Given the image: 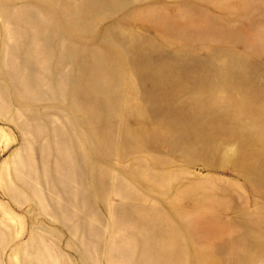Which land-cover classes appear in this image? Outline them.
Segmentation results:
<instances>
[{"label":"rangeland","instance_id":"rangeland-1","mask_svg":"<svg viewBox=\"0 0 264 264\" xmlns=\"http://www.w3.org/2000/svg\"><path fill=\"white\" fill-rule=\"evenodd\" d=\"M0 264H264V0H0Z\"/></svg>","mask_w":264,"mask_h":264},{"label":"bare ground","instance_id":"bare-ground-1","mask_svg":"<svg viewBox=\"0 0 264 264\" xmlns=\"http://www.w3.org/2000/svg\"><path fill=\"white\" fill-rule=\"evenodd\" d=\"M140 60H141V59H140ZM140 60H139V61H140ZM163 63H164V62H163ZM193 65H194V64H193ZM198 66H199V65H198ZM198 66H197V67H198ZM191 67H192V65H191ZM197 67H196V68H197ZM180 69L182 70V68H180ZM199 69H200V68H199ZM185 70H187V69H185ZM185 70H184V71H185ZM197 70H198V69H197ZM184 71H183V72H184ZM187 71H188V70H187ZM200 71H201V70H200ZM193 73H194V72H193ZM185 74H186V73H185ZM189 76H191V75H189ZM194 78H195V77H194ZM196 78H197V77H196ZM198 79H199V78H198ZM208 79H209V78H208ZM200 81H201V80H200ZM209 81H210V80H209ZM240 81H241V79H240ZM205 83H206V81H205ZM243 94H244V93H243ZM247 98H248V97H247ZM245 101H246V100H245ZM245 101H244V102H245ZM161 226H162V225H161ZM163 227H164V226H163ZM176 228H177V227H176ZM160 229H161V228H160ZM157 230H158V229H157ZM162 230H163V228H162ZM164 231H165V230H164ZM170 231H171V230H170ZM158 232H159V230H158ZM179 232H180V231H179ZM143 233H144V232H143ZM166 233H167V232H166ZM144 234H145V233H144ZM158 236H159V235H158ZM181 236H182V235H181ZM183 236H184V234H183ZM167 237H168V236H167ZM184 241H185V240H184ZM189 241H190V240H189ZM185 244H186V243H185ZM187 244H188V243H187ZM188 247H190V246L188 245ZM188 249H189V248H188ZM189 252H190V251H189ZM187 254H188V252H187Z\"/></svg>","mask_w":264,"mask_h":264}]
</instances>
